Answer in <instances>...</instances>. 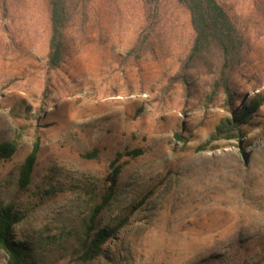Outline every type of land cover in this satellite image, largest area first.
Here are the masks:
<instances>
[{"label":"rangeland","instance_id":"obj_1","mask_svg":"<svg viewBox=\"0 0 264 264\" xmlns=\"http://www.w3.org/2000/svg\"><path fill=\"white\" fill-rule=\"evenodd\" d=\"M219 1L246 38L234 77L242 110L264 98V0ZM145 11L142 0H94L68 33L63 66L51 71L48 0L0 5V141H19L0 161V204L24 216L16 237L41 264H83L74 252L111 186L112 162L143 150L121 160L117 194L98 223L125 229L90 264H264V108L245 136L198 152L235 114L224 95H212L217 57L189 83L177 81L193 40L190 16L177 0H163L158 19ZM145 28L143 57L129 58ZM38 136L32 184L21 190L20 167Z\"/></svg>","mask_w":264,"mask_h":264},{"label":"trees","instance_id":"obj_2","mask_svg":"<svg viewBox=\"0 0 264 264\" xmlns=\"http://www.w3.org/2000/svg\"><path fill=\"white\" fill-rule=\"evenodd\" d=\"M188 12L193 29V40L189 54L185 60L182 73L177 81L189 83V74L212 55L217 57L214 65V81L212 95H224L226 106L233 111V117L223 118L207 143L197 148L198 152L207 151L210 145L224 140H234L245 136V129L264 108V98L256 94L254 100L245 109L235 106V74L241 65L246 46V38L235 19L224 8L219 0H177ZM94 0H48L50 9L51 34L47 67L59 70L68 55V33L74 24L83 17L88 18V9ZM163 0H142L147 16L151 20L160 18ZM9 0H0L4 10L8 9ZM86 22V21H85ZM148 30L139 36L135 47L129 52V58L139 60L143 57L151 39ZM22 137V136H20ZM179 140H186L183 133H178ZM42 147V137L36 138L32 152L20 167L19 187L27 190L32 184L35 168ZM19 148V141H0V161L14 157ZM144 154L143 150H135L125 154L119 153L112 162L107 193L101 203L94 206L89 220L86 222L83 240L78 244L74 255L83 264L94 263L106 256L105 251L119 233H123L126 222L114 227L98 225L100 218L110 207L117 194V186L124 170L121 160L125 157L136 158ZM97 153L88 154L86 158H94ZM24 220V216L14 204H0V252L7 258V264H41L34 258L31 249L17 239L15 230Z\"/></svg>","mask_w":264,"mask_h":264}]
</instances>
